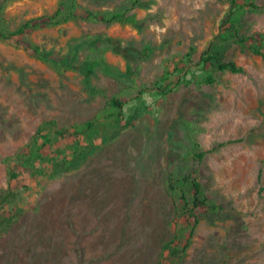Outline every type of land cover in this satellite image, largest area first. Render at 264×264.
Masks as SVG:
<instances>
[{"label":"rangeland","instance_id":"rangeland-1","mask_svg":"<svg viewBox=\"0 0 264 264\" xmlns=\"http://www.w3.org/2000/svg\"><path fill=\"white\" fill-rule=\"evenodd\" d=\"M254 1L241 45L220 33L229 0H0L5 31L61 3L131 8L113 24L35 30L42 56L0 40V264H264V43L252 41L264 36V0ZM206 53L244 72L205 65ZM49 134V153L26 163ZM194 176L217 210L185 203Z\"/></svg>","mask_w":264,"mask_h":264},{"label":"trees","instance_id":"trees-1","mask_svg":"<svg viewBox=\"0 0 264 264\" xmlns=\"http://www.w3.org/2000/svg\"><path fill=\"white\" fill-rule=\"evenodd\" d=\"M141 0H132V8L136 7ZM126 10L123 13H101L97 11H92L86 8H83L76 2H73L70 6H67L65 3H61L59 5L58 10L53 15H43L32 18L22 24L16 30H2L0 28V40H13L19 46L23 47L26 50L32 49L35 53L39 56H42L41 50L34 42L29 41V36L37 29L42 28H50V27H57L63 24L69 23L72 20L82 19L85 21L90 22H101L107 24L116 23L126 15V13L130 10ZM250 10L258 11L260 8L255 4L254 0H229V11L224 19L221 27L220 33L221 36H225V41L235 40L241 45H246L250 39H245L240 36V29H239V18L249 12ZM4 10V7H0V14ZM131 23H136L135 20L131 17L128 18ZM252 41L255 44L259 42L264 43V36L263 35H255ZM194 51V49H192ZM192 55L188 53L185 58L190 62ZM203 63L205 65L216 66L219 71L222 72H231V73H242L244 70L239 67L237 64L233 62H224L220 56H217L215 53H206L203 59ZM210 82H214L213 78H209ZM51 123H45L46 127H50ZM88 129L93 128V123L86 124ZM59 137H62L63 140L67 141L73 138L75 133L71 129H65L62 131L57 132ZM57 138V136H56ZM54 138L51 134L46 136L45 141L41 146H38L34 151L26 152L25 156L27 159L25 160L26 163L34 166L36 162L39 160L44 159L49 151L54 146ZM198 146V145H197ZM207 152H198L195 154V157L199 162H202L206 157ZM15 175L12 177L14 178ZM187 180L190 182L191 185V196L185 195L184 200L185 203L188 205H192L194 209H199L202 207H210L213 210H217L218 207H215L212 204L211 200L205 193L204 187L202 183L199 181L198 177H188ZM3 203L7 200V197L3 199ZM2 203V204H3Z\"/></svg>","mask_w":264,"mask_h":264}]
</instances>
